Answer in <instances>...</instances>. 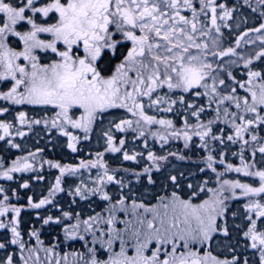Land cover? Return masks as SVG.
I'll return each mask as SVG.
<instances>
[{
    "label": "snow or ice",
    "instance_id": "1",
    "mask_svg": "<svg viewBox=\"0 0 264 264\" xmlns=\"http://www.w3.org/2000/svg\"><path fill=\"white\" fill-rule=\"evenodd\" d=\"M244 3L247 4L248 0ZM260 3L264 5V0ZM234 11L235 8L226 2L218 3L217 0H0V80L10 78L13 81L7 91H0V100L15 105H43L57 109L50 120L29 119L28 113L21 111L16 115L18 125L30 128L43 124L46 128L59 129L69 138L67 147L76 152L80 137L68 131L69 126L82 130L84 139L88 140L99 114L109 109H125L132 118L115 123V130L124 132L132 129L138 132L139 137L148 133L164 143L169 137L182 138L186 148L193 137H198L199 146L205 149L210 142L218 143L222 148L228 143H239L240 152L232 155H239L240 165L227 163L225 172L258 178V183H244L239 179L220 180L224 173H217L216 189L207 188V181L203 182L205 186L187 184L190 190L187 199L173 191L170 196L161 197L158 205L146 207L136 200H132L129 206L127 197H121L115 204H110L105 210L106 215L98 213L80 219L76 213L75 224L64 228L65 239L83 241L85 235L92 236L91 241H85V247L88 243L92 245L87 248V259L84 258L85 253L72 254L76 264L81 261L83 264H249V258L237 255L231 244L227 246L231 258H220L211 251L201 252V248L208 247L217 234L225 238L230 236L225 202L238 198L237 190H240V196L248 198L244 205L246 230L242 232L243 237L250 241L246 247L258 250L259 264H264V167L257 168L258 163L264 165V136L259 134L264 130V70L251 68L254 60L264 59V50L249 58L237 53L249 32L264 33V23L244 32L235 40V46L225 48L222 28L230 27L227 21L233 18ZM40 17L54 22H38ZM22 22L30 26L27 31L17 30ZM41 33L50 34L52 39H40ZM10 35L19 38L23 43L22 50L9 46ZM258 38L264 42V35ZM37 50H51L58 59L41 63ZM231 56L243 60L244 66L249 68L246 80H238L223 64V58ZM21 58L26 63H21ZM114 61L119 62L113 67ZM235 63L236 60L229 61V65ZM221 72L226 78L220 76ZM174 90L191 93L194 100L206 98V103L188 102L184 95L173 99L169 93ZM238 90H243L244 94ZM176 105L184 110L179 128L172 119L158 118L160 112L173 113ZM151 109H155L157 115H149L147 110ZM209 110L214 113L213 117L202 121L201 116ZM7 111L8 108H0V114ZM77 112L80 113L78 116ZM190 117L195 118L196 123H189ZM221 121L230 127L231 134L225 135L223 129L219 134L214 133V126ZM153 125L159 128L151 131ZM14 127L11 122L0 120V130L3 131L0 140L11 137ZM16 135L23 137L26 133L16 131ZM103 135L105 151L119 153L123 150L124 139H120L117 146L109 132ZM8 143L12 141L8 140ZM144 145L147 147L146 139ZM12 147L20 148V145L12 144ZM245 150L250 151L251 162L244 158ZM40 151L37 149L27 156L17 157L10 167L0 172V176L12 180L13 173L33 170L34 164L29 160ZM257 153L261 157L259 161L256 160ZM224 154L220 153V164L225 163ZM137 155L140 154L130 155L123 151L124 160L135 161ZM95 156L96 159L80 160L77 165L47 161L50 167L59 170L60 176L47 197L38 203H33L29 197V206L39 209L51 204L49 197L64 191L61 178L65 174L76 175L82 169L94 168L101 170L92 181L95 186L88 188L81 181L75 188V194L82 199L90 194H102L103 200L111 201L106 185L113 182L122 184V181L110 174L103 152H97ZM147 159L158 168V161L167 157H157L149 151ZM205 162L207 169L216 172L214 164L217 161L211 150ZM150 171L144 168L143 173L135 175ZM148 179L153 182L150 175ZM168 179L178 186L177 176H169ZM21 186L29 187L28 183ZM202 192L212 195L201 203H194ZM226 192L230 195H225ZM3 193L5 189L0 186V194ZM8 200L7 194L0 199V217L9 213L14 215L8 223L0 219V229L10 227V243L18 246L21 264H30V261L40 264V251L45 254V264L66 262L67 253L55 258L56 244L41 247L44 242L36 230L28 233L29 241L35 238L36 247L28 246L19 230L21 208L7 204ZM117 205L133 219L119 221L115 215ZM147 213H151L150 219L145 215ZM72 215L63 213L64 217ZM235 215L233 213V217ZM50 222L59 223L60 220L56 218L53 221L52 216L43 220L45 225ZM118 223L123 227H117ZM81 231L85 235H81ZM117 244L119 251L114 250ZM197 244L201 247H194ZM129 247L134 250V255L128 254ZM4 248L5 244L0 243V249ZM100 249L110 253L107 259L98 258ZM3 264H13V255L6 256Z\"/></svg>",
    "mask_w": 264,
    "mask_h": 264
},
{
    "label": "rangeland",
    "instance_id": "2",
    "mask_svg": "<svg viewBox=\"0 0 264 264\" xmlns=\"http://www.w3.org/2000/svg\"><path fill=\"white\" fill-rule=\"evenodd\" d=\"M218 3H222L224 1L221 0H217ZM227 5L229 7H233L235 8V11L233 12V19H230L229 21H227V24L230 25V27L226 28V30H228V38H225L223 36V47L227 48L229 46H235V40L237 38H239L244 32H248L249 29H253V28H257V26L261 23H264V21L261 20H257L256 19V12H257V8L259 7V4L256 0H248V3L245 4L244 0H227L226 1ZM245 4V5H243ZM39 6V5H38ZM262 6H260L261 8ZM30 14V13H29ZM2 15V14H0ZM49 18H43L40 17L38 19V22H44L45 20H47L48 22ZM53 22V21H52ZM51 23V22H49ZM30 28V26L26 23V22H22L20 26H18L19 31H27ZM224 29V28H222ZM243 31V32H242ZM261 35H264V33H255V32H249L248 36H246L244 38L243 41H241L240 46L237 48V53H239L241 56H243L244 58L248 56L252 57V55L255 53V51L257 50V48H261L262 50H264V42L259 43L257 42L258 37H260ZM40 39L43 40H51L52 36L48 33H41L39 35ZM255 41V43H246V41ZM262 42V41H261ZM8 43L9 46L16 49L17 51H20L23 49V43L19 40L18 37L12 36L10 35L8 38ZM247 44L250 46H247ZM62 49V48H61ZM49 51L50 50H37V55L40 56V62L47 64V63H51L53 60L58 59V57L56 56V54L54 55L55 57H49ZM48 54V55H47ZM231 60H236L235 64H230L229 65V61ZM21 63H26V61H23V58H21ZM243 60L237 59L234 56L231 57H224L223 58V64L225 66L228 67V70L232 72V74L238 79V80H245L244 78L246 77V73L248 71L249 68L244 69L243 66H241L243 64ZM262 69L264 70V59H262V62L260 63ZM253 66V65H252ZM259 67V65H258ZM253 68V67H251ZM220 76L222 78H225V74L224 72L220 73ZM247 79V77H246ZM13 81L9 78L8 80H0V91H7L11 86H12ZM180 91V90H179ZM240 92L241 95L244 94L243 90H238ZM164 92H167V90H164ZM174 92H177V90H174L173 92L169 93L173 99L177 98L178 96H180V94H175ZM174 93V94H173ZM163 94V92L161 93ZM185 99L188 102H193V103H199V104H205L206 103V98H200L199 100H194L192 97V94H185ZM0 108H8V111L0 114V120L5 121V122H11L13 125H15V127L13 129H11L12 131V136L11 137H5L4 140H0V163L3 164V167L0 168V172H2L3 170H5L6 168L11 166V163L13 160H15L17 157H21V156H27L29 152H36L37 149H40L41 151L37 153V156L33 159L30 158L29 162L34 164V169L31 171H27V172H19V173H13V179L12 180H8L6 177L0 176V186H2L5 189V193L0 194V199H3V195L7 194L9 196V200L6 201L7 204L9 203H13L14 206H18L21 203V200L25 201L28 197H31L32 199L34 198L31 195V192L27 193L30 195L28 197H22L21 192H24L25 189L22 187L21 185H23L24 183H28L29 186H31V183L34 186H39L42 185L43 183L46 184L50 179L55 178V176L57 174H60L59 170L53 167H50V165L47 163V161H52L53 163L55 162H59L61 163V165H65V164H71V165H77L79 163V161L76 162V160H73L72 162L70 161H62L60 160V156L66 155V153L64 152V150L66 151L68 149L67 145L69 143V138L64 139L62 136V133L59 129L56 128H46L45 125L40 124V125H32L30 128L27 125L24 126H20L18 125V122L16 120V115L17 113L24 111L28 113V117L29 119H51L53 118L55 112L52 111V107L50 106H43V105H28V104H21V105H15L12 104L9 101H3L0 100ZM51 109V110H50ZM56 110V109H55ZM57 111V110H56ZM149 115H157V112L155 109H151V110H147ZM80 113L77 112L76 115L78 116ZM106 114L108 116H106ZM184 114V110L182 108V106L180 105H176L174 108V112L173 113H164V112H160L158 114V118H167V119H172L176 126L179 128L182 126V116ZM214 113L211 112V110L207 111L205 114H203L201 116V120L202 121H207V119H211L213 117ZM101 119H103L102 123L98 126L101 127L100 131V138L99 136L97 137V139L99 138V142H101L100 145L97 146V150L99 152H103L104 156H103V160L104 162L107 161H112L111 158H113L114 160H116L118 162V160L123 159L122 154L119 153H111V152H107L105 151L106 148V139L104 137V133L105 132H109L110 135H112L117 143V146H119V140L120 139H124L125 140V146H124V151H127L130 155L133 153H138L140 155H137V159L135 161V163H145L146 165H148L151 161L147 159V155H148V148H151V146H162L161 149L159 148V150H151V152L155 153V154H160V156H164V153H167V155H170V153H177L176 155H171L172 157H168L166 160H161V164L160 166L163 167L162 171L159 170V173L154 172L153 173H148L149 175H151V180L153 181L152 183H154L155 186H160L162 183L166 184V186L168 188H171L168 191V194H162L159 195L158 197L155 198V196L153 197L152 200L150 201H146L145 199H140V200H136L134 198H129L126 200V204L127 205H131L132 200H136V202L139 203H143L146 207H153L158 205L161 197H167L170 196L171 192L176 191L177 189L179 192V195L185 199L188 198V195L190 193V190L187 188V184H192L194 187L196 185H201V186H205L203 185L204 181H207V188H212V189H216L218 187L217 184V173H224L223 176L220 177V180H224V179H228V180H236L239 179L241 180V182L244 183H253L254 181L258 183V178L257 177H247L245 176L243 173H236V172H225V170H222V167L219 166L220 164H218V161L216 164H214V167L216 168V172H212L210 169H207L206 167V157L209 154L210 150H211V154H215V156H220L221 152H224L225 154L223 155L222 158H224L225 160L231 161L235 166H239L240 165V157L239 155H232V153H239L240 152V145L239 143L236 144H231L228 143L226 147H221V145H219L218 143H209L208 148H202L200 147V140L198 137H193V140L190 142L189 147H185L184 146V141L183 139H173L171 137H169V140L167 143H164L162 141H160L158 138L156 137H152L150 134L146 133L145 137H139L138 132L133 131L132 129H127L124 132H119L117 130H115L114 128V124L118 123L121 119H131V114L127 113L125 109H109L106 112L103 113V115L100 117ZM97 122H95V124L93 125V127H95ZM189 123H196L195 118L190 117L189 118ZM92 127V129H93ZM159 128L158 125H153L151 126V131H156ZM223 129L225 132V135L227 134H231L230 132V127L225 125L222 121L218 122L214 128L213 131L215 134H219V130ZM68 131H71V127L69 126L67 128ZM79 130V129H77ZM16 131H23L26 133L25 136L20 137L16 135ZM82 131V130H80ZM261 136H264V130H261L259 133ZM0 135H3V131L0 130ZM80 137V135H79ZM55 140L56 143H53L52 140ZM145 139L147 140V147H145L144 145V141ZM8 140H11L12 143H8ZM50 144H46V142L50 141ZM81 140V139H80ZM12 144H19L20 148H14L12 147ZM48 146L50 148L55 149L56 147L59 149L58 154L55 153V159L50 160L48 159V157L46 156V152L44 151V147ZM256 147H258L259 145H255ZM249 147H252V145H250ZM61 150V151H60ZM55 152V151H54ZM67 152V151H66ZM166 155V157H167ZM244 158L246 160H248L249 162H251V155H250V151L249 150H245L244 153ZM157 156V155H156ZM178 157V160H185L188 159L190 157L195 158V162H191V164L187 165V164H182L184 162L179 163L178 165H169L165 162H170L171 160L175 159V157ZM184 157V159H180V157ZM94 158H96V156H93ZM159 157V155L157 156ZM108 158H110L108 160ZM261 159L260 154L257 153L256 156V160L259 161ZM127 162H129V160H125ZM106 164H108V166H113V164L115 163H109L107 162ZM128 164V163H126ZM41 165H43V167H41ZM118 167H120L119 173L114 172H110V174H114L117 178V180H121L122 184L120 185H125V184H131L130 181L128 180V177L130 174V171H133L134 169L132 167H126V166H119L118 164H115ZM169 165V166H168ZM166 166H168L167 168H165ZM258 168L259 167H264V165L261 164H257ZM153 167V166H152ZM189 167V168H188ZM205 169L203 172L200 171V169ZM101 171L100 169H88V173L86 175L83 176L84 180L83 183L86 185V181H87V186L88 188H92L95 185L92 183L93 180L96 179V175L97 172ZM175 173H179L178 175V186L177 185H173L168 177L169 176H176ZM146 174V176L149 177V175ZM183 174L182 178L181 175ZM229 174V175H227ZM152 175H153V179H152ZM231 175V176H230ZM133 176V175H132ZM40 177H42V179H39ZM69 177H76L75 175H69ZM135 177H139V176H135ZM140 178V177H139ZM63 177L61 178V186L64 187L63 181L62 180ZM29 180H32L29 182ZM33 181H36L33 183ZM140 182V181H138ZM143 183H146L145 181ZM147 184V183H146ZM119 186V184L116 183H110L107 184L105 187V190L108 192V189H112V190H116ZM24 190V191H23ZM63 192V191H62ZM61 192V193H62ZM13 193V194H12ZM60 193V194H61ZM112 193H110L109 195H111ZM46 195V194H45ZM97 196V198L99 200H103L101 198L102 194H90L87 196V199L89 200L90 198H92L93 196ZM212 193L209 192H202L200 193V195L193 201L194 203H201L204 200H207L211 197ZM225 195H230L229 193H225ZM21 196V197H20ZM112 197V196H111ZM237 197L235 199H229L227 200L225 203L227 204L228 207V211L226 213V220H227V224L229 226V231H230V236L225 238L222 234H217L214 238L213 241L210 243V245L208 247L205 248H201V252L204 251H211L213 255L218 256L220 258H231V253L228 249V245L231 244L235 247V251L237 255L240 256H246L249 258V264H259V255H258V250H253L250 247H246V245H248L250 243V241L243 237L242 232L243 230H246L245 228V209H244V205L248 202V198L246 197H242L240 196V190H237ZM74 198V197H73ZM86 199V198H85ZM258 199V197H257ZM84 200V199H83ZM107 205L104 208V210H100L98 212H93L90 216H94L96 214H102V215H106L105 210L108 209L110 207V204H115L117 202V200H115L112 197L111 201H105L103 200ZM34 203H37V201ZM22 204V203H21ZM75 206V204H73ZM46 205L42 206L41 208L45 207ZM71 207H69L70 210ZM142 212V210H141ZM233 213H235V217H233ZM14 214L13 213H9L6 217H0V219H3L5 223H8V221L12 218ZM115 215L117 216V219L119 221H123L126 219H133V217L131 215H129L127 212L125 211H121L119 208V205H117V211L115 213ZM147 215V218H151V213H147L145 214ZM88 216V215H87ZM80 217V219H87L88 217ZM20 219V217H19ZM64 221L63 223H61L64 227L62 230V233L64 234V228L66 226H70L75 224L77 217L72 215V217H63L62 218ZM62 219L59 218V220L61 221ZM56 220V219H55ZM239 226V227H236ZM101 227H104V225H101ZM117 227H123L122 223H118ZM3 231L8 230V233L10 234L8 236V240H5L4 242H0V243H4L5 244V248L4 249H0V264H3V260L5 259L6 256L8 255H13V264H21V258H20V254H19V250H18V246L17 245H12L10 243L11 239H12V234L10 231V227L9 229H0ZM21 230V227L20 229ZM22 234V232H21ZM81 235H85L83 233V231H81L80 233ZM97 235L99 236L100 233L97 232ZM23 239L28 242V246L29 247H36V241L35 238H32L31 241H29L28 236L25 238L22 235ZM102 238H106V237H102ZM44 243L41 247H51L49 245H46L45 239H41ZM92 240V236L90 234L85 235V240H80L78 238L76 239H72V240H66L64 237V241H61V244H72L73 242V247L76 246V244L78 245L77 241H81L82 245L80 244L79 247H81V249L79 250H68L66 252H61L59 250V248L56 247V259H59L60 257H63L66 253L68 254V259L66 262L62 261V264H76V258L72 255L73 253H85V259H87V248L92 247L91 243L87 244V247H85V241H91ZM34 241V243H33ZM77 242V243H76ZM9 246L10 251H8L7 247ZM68 246V245H66ZM96 247L99 249L100 246L99 244L96 245ZM153 247H155V244H153ZM194 247H201L200 245H194ZM115 251H119V245L117 244L114 248ZM128 254L129 255H134V250L129 247L128 248ZM150 254V252L148 253ZM25 255H27V252H25ZM108 255H110V253L107 252L106 249H100L97 252V256L99 259H107ZM39 256H40V264H45V254L43 251L39 252ZM30 264H32V262L30 261ZM80 264H83V262L81 261Z\"/></svg>",
    "mask_w": 264,
    "mask_h": 264
},
{
    "label": "flooded vegetation",
    "instance_id": "3",
    "mask_svg": "<svg viewBox=\"0 0 264 264\" xmlns=\"http://www.w3.org/2000/svg\"><path fill=\"white\" fill-rule=\"evenodd\" d=\"M221 1H224V2H226L227 0H221ZM257 2H258V4H259V7H256L257 8V12H256V19L257 20H261V21H264V15H262V14H264V5H262L261 3H260V0H256ZM243 5H245V4H243ZM260 6H262L261 8H260ZM233 19V18H232ZM0 20H2V15H0ZM53 20L52 19H48V22H52ZM54 22V21H53ZM260 25V24H259ZM259 25L257 26V27H259ZM222 32H223V36L225 37V38H228V36H229V32H228V30H226V28H224V29H222ZM243 32V31H242ZM258 41L257 42H259V43H262L263 44V42H261V40L258 38L257 39ZM247 46H250V44L248 45L247 44ZM59 47H61L62 48V46H59ZM122 51H123V49H121ZM262 50V47L260 48H257V50L255 51V53H257V52H259V51H261ZM255 53L252 55V57H254V55H255ZM49 57H55L54 55V53H52L51 52V50L49 51ZM47 54V55H48ZM245 58H248V56L247 57H245ZM119 61H114V63H113V67H114V64L115 63H118ZM262 62V60H259V61H257V60H254V63H253V66H251V67H253L252 69L253 70H263L262 69V67H261V65H260V63ZM258 65H259V67H258ZM241 66H243L244 67V69H246L247 70V67H245L244 66V62H243V64L241 65ZM249 70V69H248ZM247 77V76H246ZM246 77L244 78L245 80H246ZM226 78V77H225ZM165 90H167V89H165ZM175 94H180V95H184V93H182L181 91H179V90H177V92H174ZM173 93V94H174ZM50 107H52V106H50ZM51 110V109H50ZM57 110V109H56ZM53 107H52V111H56ZM103 115V113H101V114H99V116H98V118H97V120H96V125H95V127H93V129L91 130V132L89 133V139L88 140H85L84 139V133H83V131H80V130H77V129H72L71 128V133L73 134V135H76V136H79L80 135V141H79V143H77V151L76 152H73L71 149H67L66 151L64 150V152L66 153V155H63V156H60V160H62V161H70V162H72L73 160H76V162L77 161H79V160H92V159H96V158H94L93 156L97 153V152H99L98 150H97V146L98 145H100L101 144V142H99V138H100V131H102L101 130V127L100 126H98L99 125V123L101 124L102 123V121H103V119H101L100 117ZM106 116H108L107 114H106ZM98 124V125H97ZM99 136V138L97 139V137ZM64 139H66V138H68V137H66V136H62ZM53 141V143H56V141L53 139L52 140ZM50 143H51V140H50ZM161 147L162 146H151V148H148V150L149 151H151V150H159V148L161 149ZM51 149V148H50ZM124 149V148H123ZM54 150H59L57 147L54 149ZM123 151L124 150H122L121 152H119V154H122V157H123ZM155 154V153H154ZM177 154V153H176ZM155 155H159L160 156V154H155ZM167 155V153H164V156H166ZM213 156H214V158H215V160L216 161H218V164H220L219 163V160L221 159V157L220 156H215V154H212ZM168 157H172L171 155H167V158ZM53 159H55V156H53ZM110 158H108V160H109ZM224 159V158H223ZM111 160L112 161H107L106 160V162L105 163H107V162H109V163H115V164H118L119 166L121 165H123V166H126V167H132L134 170L133 171H130V174L131 175H129V177H128V180L127 181H130L131 182V184H125V185H120L119 184V186L120 187H118L116 190H111V189H108V194H110V193H115V195L114 196H116V197H118V196H120V197H127V199H129V197H131V198H133V197H138L139 199H136V200H140V199H145V198H141V197H146V196H156V197H158L159 195H161L162 196V194H168V191L171 189V188H168L167 186H166V184H161L160 186H155L154 185V183H150L149 182V179H148V176H146V174H143V175H139V177H135L136 175H135V173H143V169L144 168H149V169H151V171H150V173H153V175H154V172H155V174L156 173H159L160 171L159 170H163L164 168L163 167H161L160 166V164H161V161H158V165H159V167L157 168L155 165H153V163H152V161H151V163L150 162H148L149 164L148 165H146L145 163H143V162H141V163H135V162H132V161H129V162H127V161H125L124 159H120V160H118V162L116 161V160H114L113 158H111ZM224 161H225V163L224 164H220L219 166H221L222 167V170H225V167H226V164L227 163H231V164H233L231 161H228V160H225L224 159ZM181 162H184V163H182V164H187V165H189V164H191V162H195V158H192V157H190V158H188V159H185V160H178V157L176 156L175 157V159H173V160H171L170 162H165V165H166V163L167 164H169V165H178L179 166V163H181ZM126 163H128V164H126ZM115 164H113V166H108V164H107V166H108V168H109V170H110V172H116V173H119V171H121L120 170V167H118L117 165H115ZM168 165V166H169ZM234 165V164H233ZM153 166V167H152ZM168 166H166L165 168H167ZM235 166V165H234ZM163 168V169H162ZM189 168V167H188ZM257 168H258V166H257ZM88 173V169H82L81 171H80V173H78V174H76L75 176L76 177H69V174H65L64 176H63V179L62 180H64L63 181V184H64V187H62L63 189H64V191L61 193V192H58V193H56L55 194V196H59V195H61V194H65V195H75V196H78V195H76L75 194V188L77 187V186H79L80 185V183H81V181H83L84 180V178H83V176L84 175H86ZM149 173V174H150ZM148 174V175H149ZM133 175V176H132ZM153 175H152V179H153ZM175 175L178 177V175H179V173L177 174V173H175ZM181 175V174H180ZM227 175H229V174H227ZM58 176H60V174H57L56 176H55V178L53 179V180H56V178L58 177ZM151 176V175H150ZM172 176V175H171ZM231 176V175H230ZM179 178V177H178ZM138 181H140V182H138ZM146 182V183H143V182ZM86 185H87V181H86ZM177 189H179V188H177ZM176 189V191L177 192H179L178 190ZM61 193V194H60ZM48 195V194H47ZM92 195H94V194H92ZM55 196H53V198L55 197ZM51 198V197H50ZM147 201V200H146ZM106 207V206H105Z\"/></svg>",
    "mask_w": 264,
    "mask_h": 264
},
{
    "label": "trees",
    "instance_id": "4",
    "mask_svg": "<svg viewBox=\"0 0 264 264\" xmlns=\"http://www.w3.org/2000/svg\"><path fill=\"white\" fill-rule=\"evenodd\" d=\"M46 144H50V141L46 142ZM44 151L46 152V156L48 157V159L53 160V156H55V153L58 154L57 151L59 150H52V148L50 149V147L45 146L44 147ZM55 151V152H54ZM61 151V150H60ZM32 180H29V182ZM36 181H33V183ZM31 186H29L27 189H25L24 192H21L20 195H22L21 198L28 197L30 196L28 192H31V195L34 197L32 199V202L34 203V201L37 203L39 202L40 199H43L45 197H47L49 190L51 189V187L54 185L55 180L52 181V179H50L46 184H42L39 186H34L32 182ZM112 190V189H111ZM13 194V193H12ZM46 194V195H45ZM115 193H112L110 196H112L115 200H119L121 197L118 196H114ZM74 197V198H73ZM154 196H146V197H141V198H145V200L150 201L153 199ZM50 198V197H49ZM131 198V197H129ZM134 199H139L138 197H133ZM156 198V196H155ZM52 200L51 204H47L45 207L43 208H32L29 206V197L23 201L21 200L20 205H18L17 207L21 208V214H20V227H21V232L22 235L26 238L28 236V233H30L33 230H36L39 232L40 238L41 239H45L46 245L52 246L53 244L57 245V248H59V250L61 252H66L68 250H79L81 249L80 244L82 245L81 241H77L78 245L76 244L75 247H73V242L72 244H61V241H64V237L65 235L62 233L63 230V225L61 223H63V213L64 212H70L72 213L74 216H76V213H79L80 217H89L93 212H98L100 210H104L105 206L107 205L103 200H99L97 198V196H93L92 198H90L89 200L86 199H82L80 196H73V195H65V194H61L59 196H55L54 198L51 197L50 198ZM75 204V206L73 205ZM9 205H13V203H9ZM69 207L70 210H69ZM52 216L53 217V221H55L56 218H60L62 219L59 223L56 222H50L49 224L45 225L43 223V220L46 219L47 217ZM10 234L8 233V230L3 231L0 230V242H4L5 240H8V236ZM76 242V243H77ZM34 243V241H33ZM68 245V246H66ZM8 251H10L9 246H6Z\"/></svg>",
    "mask_w": 264,
    "mask_h": 264
}]
</instances>
